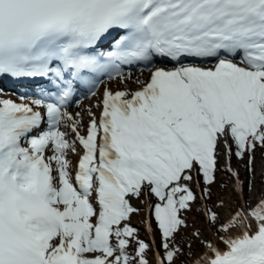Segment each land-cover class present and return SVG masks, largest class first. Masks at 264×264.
<instances>
[{
    "label": "snow or ice",
    "instance_id": "snow-or-ice-1",
    "mask_svg": "<svg viewBox=\"0 0 264 264\" xmlns=\"http://www.w3.org/2000/svg\"><path fill=\"white\" fill-rule=\"evenodd\" d=\"M5 77L0 264H264V0H0Z\"/></svg>",
    "mask_w": 264,
    "mask_h": 264
},
{
    "label": "rangeland",
    "instance_id": "rangeland-1",
    "mask_svg": "<svg viewBox=\"0 0 264 264\" xmlns=\"http://www.w3.org/2000/svg\"><path fill=\"white\" fill-rule=\"evenodd\" d=\"M72 109H80V107H78L77 103L75 102L72 104L71 110ZM259 156H260V154L257 153V166L258 167H259ZM75 159H76V157L73 160L74 163H75ZM221 163L223 164V158L221 160ZM232 167L240 172L242 179L247 175L244 168H243V162L242 161H238L237 159L233 158ZM225 181H227L229 186H231L232 178L230 177V174H228L224 171H221L220 173H218L217 183L213 186V197H212L213 201L217 200L221 196H224V194L229 191V189H222L220 186L221 183H223ZM259 188H260V181L257 177V179H256V190H255L256 196L259 195ZM209 206L210 207L212 206V201H209ZM143 218H144L143 213H141L139 216H134L132 219V224L134 226L140 228L141 236L147 239L148 237H147V234L144 232V225L142 223ZM188 220H189L190 224L194 225L197 228H201L202 230H204L205 237H210V233L205 230L204 218L201 215H199L195 212L189 213L188 214ZM190 231H191V229L189 230V232Z\"/></svg>",
    "mask_w": 264,
    "mask_h": 264
},
{
    "label": "bare ground",
    "instance_id": "bare-ground-1",
    "mask_svg": "<svg viewBox=\"0 0 264 264\" xmlns=\"http://www.w3.org/2000/svg\"><path fill=\"white\" fill-rule=\"evenodd\" d=\"M131 71L133 72V74H134L135 76H140V70L137 71V70L131 69ZM146 75H147V73L145 72V73H144V76H146ZM141 78H144V77H141ZM113 87H115V86L113 85ZM3 91H4V90H3ZM102 92H103V86H101V87L99 88V90H98V96H99L100 94H102ZM4 93H6V95L4 96V98H11V99L16 100L17 102H19V97L15 96V95H13V94L7 92V91H4ZM29 98H31V97H29ZM97 102H98L97 98H94V97L88 96V97H84L83 99H81V100L79 101V104H80V106L83 107V108L92 107V108H93V111H96L97 114H98V110L94 107L95 104H96ZM79 110H80V109H72V110L69 109V111H71V112H73V113H75L76 111H79ZM74 158H75V157H73V160H74ZM76 158H77V157H76ZM73 164H74V165L76 164V160H75V163L73 162ZM258 179H259V177H258Z\"/></svg>",
    "mask_w": 264,
    "mask_h": 264
},
{
    "label": "trees",
    "instance_id": "trees-1",
    "mask_svg": "<svg viewBox=\"0 0 264 264\" xmlns=\"http://www.w3.org/2000/svg\"><path fill=\"white\" fill-rule=\"evenodd\" d=\"M195 247H196L197 250H199V246L198 245H196Z\"/></svg>",
    "mask_w": 264,
    "mask_h": 264
}]
</instances>
